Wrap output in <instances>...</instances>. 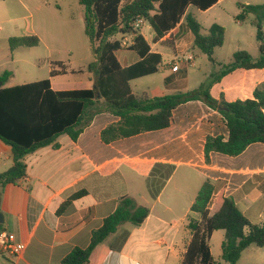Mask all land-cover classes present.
<instances>
[{
	"label": "crops",
	"instance_id": "crops-1",
	"mask_svg": "<svg viewBox=\"0 0 264 264\" xmlns=\"http://www.w3.org/2000/svg\"><path fill=\"white\" fill-rule=\"evenodd\" d=\"M225 2L236 7L235 19L241 11L240 5L264 7V0H218L207 10H198L207 13ZM190 7H187L186 14H191L188 12ZM246 21L253 25L256 39L254 16L248 14L243 21L236 19L238 24ZM214 23L221 25L217 21ZM138 31L150 45V51L161 55L158 72L148 76L162 72V89L160 93L152 87L135 90L132 83L143 78L140 77L130 81L133 93L153 98L178 90L189 91L202 83V80H196L195 85H189L188 76L179 75L183 65L178 72L170 69L169 63L176 55L192 54L191 51L197 49L193 46L194 36L187 28L184 17L158 40H155V33L147 20ZM207 31L202 34H207ZM121 50L116 55L122 66L139 60L134 51ZM132 52L136 56H132ZM249 54L257 58L259 48L257 53ZM212 57L216 68H221L222 63ZM211 72L204 76V79H210L209 83L214 75ZM12 76L13 73L3 87L16 85L10 84ZM54 78H50L53 90H71L55 89ZM262 83L264 68L236 69L213 83L210 94L215 99L222 96L228 102L249 99ZM92 87L93 81L87 75L85 87L77 89ZM118 120V117L103 110L93 117L76 141L61 134L53 143L24 156L26 176L16 184L0 187V231L14 233L17 240L25 244V249L17 257L0 251V264H61L72 249L88 246L92 231L102 225L104 218L114 211L123 196L147 207L149 215L142 225L124 223L107 237L103 246L108 248V252L101 264H181L191 238L185 222L189 218H197L190 207L206 180L213 184L216 192L223 191L225 196L232 198L252 224H263L264 145L251 144L235 157L212 152L209 163L205 161L203 148L206 137L221 135L226 140L228 136L218 111L201 101H189L173 110L167 128L109 144L102 143V129ZM156 164L174 166V171L160 192L154 195L149 187V178ZM12 165L11 147L0 139V174ZM177 174L192 187L193 195L187 196L176 187L167 192L168 185ZM236 264H264V246L250 245L242 251Z\"/></svg>",
	"mask_w": 264,
	"mask_h": 264
},
{
	"label": "trees",
	"instance_id": "trees-1",
	"mask_svg": "<svg viewBox=\"0 0 264 264\" xmlns=\"http://www.w3.org/2000/svg\"><path fill=\"white\" fill-rule=\"evenodd\" d=\"M218 0H78L84 8V32L90 44L93 61L77 74H86L93 81L88 89L53 90L50 78L67 73L63 61L51 62L48 78L10 87H3L11 76L9 70L0 75V139L9 145L13 165L0 174V187L16 184L26 176L23 158L34 150L49 145L66 134L76 141L93 117L106 110L119 118L100 132L101 142L109 144L144 132L169 127L172 112L189 101H201L218 111L225 122L228 136L208 135L203 153L209 163L210 153L216 152L235 157L249 145H264V83L249 99L225 101L210 94L213 83L236 69L264 68V7L262 5H240L237 20L243 21L248 14L254 16L259 56L253 58L247 51L238 50L232 60L222 64L213 75L211 83L200 84L189 91H175L159 97L135 94L130 81L158 72L161 55L150 51V45L134 30L132 24L140 17L145 18L158 40L173 30L184 17V22L194 36L193 46L207 55L214 63L213 52L224 42L225 28L213 23L202 34L201 24L186 14L187 7L207 10ZM120 34L130 36L124 48ZM11 52L21 47H36L37 35H17L7 39ZM121 49L134 51L139 60L129 66L119 63L116 52ZM102 100V103L99 101ZM100 104V105H99ZM56 146V145H55ZM174 171V166L156 164L149 178V187L157 195ZM79 194H75L78 196ZM66 205L63 204L60 209ZM60 209L58 212H60ZM197 215L191 218L187 228L191 234L181 264H218L213 260L208 241L216 230L224 231L221 242V259L236 264L242 251L250 245L264 246V222L252 224L237 207L232 198L223 191L216 192L213 184L206 180L201 185L190 207ZM149 209L140 206L127 196L119 198L114 211L104 218L102 225L93 230L88 246L76 247L62 260L61 264H101L108 248L104 241L124 223L134 226L143 224Z\"/></svg>",
	"mask_w": 264,
	"mask_h": 264
},
{
	"label": "rangeland",
	"instance_id": "rangeland-1",
	"mask_svg": "<svg viewBox=\"0 0 264 264\" xmlns=\"http://www.w3.org/2000/svg\"><path fill=\"white\" fill-rule=\"evenodd\" d=\"M234 10L236 7L229 2L207 13L192 6L188 10L202 25L203 33H206L208 27L216 21L225 28L223 45L216 49L213 55L215 60L222 64L230 62L232 54L238 50L257 53L258 43L253 25L250 21L238 24ZM31 34L38 36L40 40L38 46L21 47L10 51L8 37ZM121 37L117 34L113 38L122 39V45L126 48L130 43V36ZM191 52L195 57V67L186 68V65H183L179 75L188 76L189 85H195L196 80H202L201 84H208L210 79L206 80L204 76L210 71L216 74L220 68H216L207 55L198 49ZM132 56L136 54L132 52ZM57 60L68 66V73L52 80L55 89L85 87L87 75L75 72L85 69L87 64L93 61V55L84 32V8L78 0H0V74L4 70H11L13 76L10 84L38 81L48 78L51 62ZM162 74L160 72L143 77L133 82L132 87L135 90L152 87L154 91L158 90L156 92L160 93ZM175 187L181 188L187 196L193 195L192 187L186 185L179 174L174 176L167 187V192H171ZM190 219L185 222L186 227ZM223 235V230L215 231L209 244L213 258L220 264H228L220 257Z\"/></svg>",
	"mask_w": 264,
	"mask_h": 264
},
{
	"label": "built area",
	"instance_id": "built-area-1",
	"mask_svg": "<svg viewBox=\"0 0 264 264\" xmlns=\"http://www.w3.org/2000/svg\"><path fill=\"white\" fill-rule=\"evenodd\" d=\"M146 19L143 17L138 18L132 24L134 30H139ZM125 44V43H124ZM195 57L192 54L176 55L173 60L169 63L171 65L172 72H178L182 65L189 67L194 66ZM25 249V244L18 241L15 234L9 231H0V251L10 256L17 257Z\"/></svg>",
	"mask_w": 264,
	"mask_h": 264
},
{
	"label": "water",
	"instance_id": "water-1",
	"mask_svg": "<svg viewBox=\"0 0 264 264\" xmlns=\"http://www.w3.org/2000/svg\"><path fill=\"white\" fill-rule=\"evenodd\" d=\"M0 87H1V82H0ZM0 222H2V216H1V214H0Z\"/></svg>",
	"mask_w": 264,
	"mask_h": 264
}]
</instances>
